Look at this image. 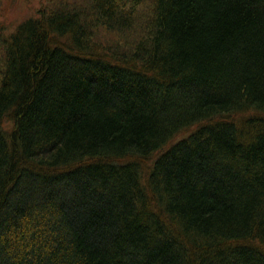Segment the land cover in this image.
Returning <instances> with one entry per match:
<instances>
[{
  "label": "trees",
  "instance_id": "16d2710c",
  "mask_svg": "<svg viewBox=\"0 0 264 264\" xmlns=\"http://www.w3.org/2000/svg\"><path fill=\"white\" fill-rule=\"evenodd\" d=\"M0 264H264V0L0 30Z\"/></svg>",
  "mask_w": 264,
  "mask_h": 264
},
{
  "label": "rangeland",
  "instance_id": "374dc122",
  "mask_svg": "<svg viewBox=\"0 0 264 264\" xmlns=\"http://www.w3.org/2000/svg\"><path fill=\"white\" fill-rule=\"evenodd\" d=\"M61 0H0L1 33L11 32L23 19L36 16L38 10ZM78 2L80 0H64ZM4 31V32H3Z\"/></svg>",
  "mask_w": 264,
  "mask_h": 264
}]
</instances>
